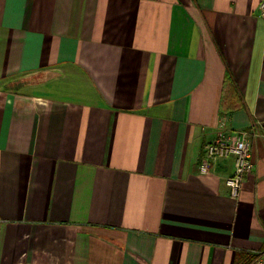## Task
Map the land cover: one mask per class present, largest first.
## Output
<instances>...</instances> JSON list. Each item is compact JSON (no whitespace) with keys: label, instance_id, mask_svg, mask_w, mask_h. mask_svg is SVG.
<instances>
[{"label":"crops","instance_id":"crops-1","mask_svg":"<svg viewBox=\"0 0 264 264\" xmlns=\"http://www.w3.org/2000/svg\"><path fill=\"white\" fill-rule=\"evenodd\" d=\"M262 0H0V264H250L264 245ZM221 129L249 133L200 165Z\"/></svg>","mask_w":264,"mask_h":264},{"label":"built area","instance_id":"built-area-1","mask_svg":"<svg viewBox=\"0 0 264 264\" xmlns=\"http://www.w3.org/2000/svg\"><path fill=\"white\" fill-rule=\"evenodd\" d=\"M260 14L264 17V0L260 3ZM233 156L234 172L227 180V185L234 198H240L244 178L252 171L253 161L249 133L245 131L227 132L221 129L217 138L206 146L200 165L202 175L211 173L212 164L217 160ZM250 264H264V252L255 253Z\"/></svg>","mask_w":264,"mask_h":264},{"label":"trees","instance_id":"trees-1","mask_svg":"<svg viewBox=\"0 0 264 264\" xmlns=\"http://www.w3.org/2000/svg\"><path fill=\"white\" fill-rule=\"evenodd\" d=\"M261 252H264V245H263V247L261 249ZM254 258H255V255H251L249 260H248V262L251 263Z\"/></svg>","mask_w":264,"mask_h":264}]
</instances>
